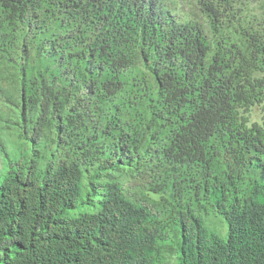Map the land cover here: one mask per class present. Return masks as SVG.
<instances>
[{
	"label": "trees",
	"instance_id": "trees-1",
	"mask_svg": "<svg viewBox=\"0 0 264 264\" xmlns=\"http://www.w3.org/2000/svg\"><path fill=\"white\" fill-rule=\"evenodd\" d=\"M263 101L264 0H0V264H264Z\"/></svg>",
	"mask_w": 264,
	"mask_h": 264
},
{
	"label": "rangeland",
	"instance_id": "rangeland-1",
	"mask_svg": "<svg viewBox=\"0 0 264 264\" xmlns=\"http://www.w3.org/2000/svg\"><path fill=\"white\" fill-rule=\"evenodd\" d=\"M247 118L249 120V123H253V122H263L264 121V101L262 103H258L253 105L250 110L246 113ZM209 226L213 229H215L216 231H218L219 233H221L222 235L225 232V225L224 223H221L220 220H215V222L210 223ZM174 256L171 257H167L166 258V262L167 264H174Z\"/></svg>",
	"mask_w": 264,
	"mask_h": 264
}]
</instances>
